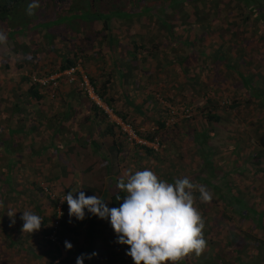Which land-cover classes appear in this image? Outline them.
Instances as JSON below:
<instances>
[{"label": "rangeland", "instance_id": "1", "mask_svg": "<svg viewBox=\"0 0 264 264\" xmlns=\"http://www.w3.org/2000/svg\"><path fill=\"white\" fill-rule=\"evenodd\" d=\"M107 1L109 2V7L113 4L117 5L119 9H123L131 5L132 9L137 11L140 9L141 12L133 14L127 19L124 16L132 12V9L130 11L119 10V12L121 11L120 15L123 17H111L109 28L107 32L103 31V37L100 36L102 34L101 30L98 34L96 32L101 26L100 21L88 23L87 21H82V16L78 14L77 17L81 19H68L66 25L61 27L63 32H65V36L62 39H59L58 36L52 39L53 48L51 52L47 50L41 39V31L43 30L32 32L29 34L28 43L34 48V45L30 42L32 37H34L40 45L33 49V53H29L31 56L28 57V60H25L22 68L16 67L14 70L1 72L0 83L9 80L10 77L17 78L23 70L26 71L29 68L36 71H45L55 60V53H66L68 48L72 50L77 47L83 48L87 57L84 59V65L80 63V67H84L87 73L92 76L106 71L111 73L109 93L113 97L112 103L118 109L126 111L128 119L135 125L134 129L143 130L144 127L155 125L154 119L156 117H162L165 120V126L162 128L163 142L162 145L158 144L161 149L156 156L148 155L141 149V154H137L136 151L135 159H133L134 151L129 148L127 150L129 156L124 151L122 155L125 167H122V170L124 172L133 169V162L135 161L136 164H141L140 170L150 169L160 179L169 183L175 181L173 179L187 177L189 172L194 170L199 164L187 134L195 128H203L199 109L196 105L201 104V98L204 100L207 96L214 99L211 102L218 103L214 109L224 117H227V120L221 121L223 124H219L213 130L210 137L211 142L208 141L210 144L219 145V153L225 155V158L222 159L227 160L228 166L226 168L237 166V162L234 163L231 158L233 153L230 150L231 145H238V155H243L251 149L264 148L261 142L264 132H259L256 127L257 118L263 117L262 112L259 113L254 107L253 101V103L245 101L244 85L235 76L233 70V67L243 69L244 72L248 71V69L251 71L256 69V73L264 75V48L260 51V60L255 61L252 57H248V55H251L252 46H246V51L243 50L242 56H237L233 47H228V39L224 54L226 55L227 63H235V65L232 68H226L223 67L221 62L214 61L211 63L208 61V56L213 48L218 45L221 36H229V32L226 30V22H222L220 19V17H223L222 15L229 16V14L225 15L226 10H220L221 2H218L219 11L218 15L215 16L212 9H216V6L210 7L208 0H196L195 2L192 0H183L181 2L180 0L178 5L170 3L169 0ZM205 11L208 13L203 15L202 13ZM195 12H200V19H195ZM232 17L229 16L230 19ZM163 18L171 22L170 26L163 27L161 25L160 19ZM186 20H189V23H186ZM204 20H208L207 27L222 26V29L211 30L206 33V28L201 29L200 27ZM202 30L206 35L204 41L210 38L205 42L204 46L205 55L208 52L209 55L205 56L202 54L200 56L196 52H190L189 46L181 42L176 46V49L171 48V44L178 43V41L173 42L172 36L183 40L188 36L200 33ZM87 38L88 40H86ZM149 38L155 43V48L151 46L144 61L137 54L136 61L127 70L125 66L130 62L124 52L128 41L133 39V41L137 42L143 39L148 40ZM108 39L111 40V45L108 43ZM175 54L185 57L182 63L178 64L174 60ZM15 57L14 61L16 62L18 58L17 56ZM250 61L253 63L250 64ZM15 62L12 64L15 65ZM117 68H120L122 73L120 76L116 72ZM69 84L65 81H57L56 85L51 82L50 88H48L49 98L43 103L42 111H45L48 115L53 113L64 114L67 109L65 100L68 98L66 93L70 90ZM4 95L6 98L9 97L8 90L4 91ZM51 95L53 96L51 97ZM191 97H194L192 102L188 101ZM233 98L238 99V105L230 110L228 108L223 109L222 104H224L225 100ZM4 101L6 100H3L0 106V132H4V121L9 118V112L5 108L6 102L4 103ZM70 101L68 117L60 122L61 127L58 128L57 133L54 132L56 131L54 127L49 125L47 117H44V119H39L40 117H38L36 119V112H30V118L27 120L28 122H24V125L26 128L30 127L27 125L32 123L31 127L33 125V128L29 130V133L23 130L26 131V134H21L17 138L20 141L21 154L17 160L20 162L15 166L17 172L14 175V182L15 188L19 189L23 194H16L15 199L7 197L3 205L0 203V228L4 229L0 231V255L3 257L10 252L15 255L22 253V225L24 223L21 219L22 211L31 210L35 213L34 207L39 202L42 203L41 211H44L45 208L46 210L50 209L47 196L40 190L36 191L29 181L35 178L42 191L50 195L52 193L59 195L54 182L44 176L47 173L52 175L55 171L60 173L58 153L61 147L67 145L69 139L75 135L74 133H77L78 138L75 145H83L84 147L88 144L87 142L84 143L83 140L89 135L94 140L103 138L97 137V131L101 126L98 123L90 122L91 111L85 98L72 92ZM104 105L106 104L104 103ZM107 108L109 107L107 106ZM108 111L110 114L108 116L109 120L120 119L111 110ZM13 123L18 126L16 121ZM239 131L244 134V138L241 141L237 135ZM115 132L118 135L116 139L120 140V137L123 136V130L120 129L121 133L117 130ZM49 141L52 145L49 144ZM126 145L133 144L130 142ZM42 146L47 147L45 151L47 157L43 154H40L39 157H32L33 155L29 154V158H26L25 155H27L26 152L28 150L41 149ZM60 154L61 158L68 154L66 157L69 161H74V159L69 158L70 151L67 149L63 148V150H60ZM260 158L264 159V156L261 155ZM222 159L219 162H222ZM69 161L66 159L62 162H68L69 164ZM87 163H89L88 169H95L93 162L88 161ZM102 171L103 173L105 172L104 169ZM102 171L101 169L95 170L96 173H102ZM135 171L137 170L135 169ZM263 171L264 169L252 173L247 170L245 176H242L236 175L235 171L232 170L228 177H232V181L236 182L238 188H230L228 195L230 193L238 194L242 190L244 198L246 197L245 199L249 201L247 196L253 189L252 181H249V177H254L253 184L256 185L254 190L260 191ZM193 183L197 186H205L212 193L213 203L205 204L203 201L202 205H199L198 203L202 201L200 194L194 195V206L203 220L202 235L206 241V246L200 254L190 253L185 264H230L231 237L235 233H237L238 237H242V234H244L243 237L245 236L246 221L239 216V213L224 206L222 198L216 192L213 193L209 185L197 181ZM249 197L251 198L250 195ZM60 209L61 211L63 210L61 203ZM7 210L16 212L15 216L9 217ZM10 235H14L13 238ZM8 238L13 239L18 246H14V249L7 247Z\"/></svg>", "mask_w": 264, "mask_h": 264}, {"label": "trees", "instance_id": "2", "mask_svg": "<svg viewBox=\"0 0 264 264\" xmlns=\"http://www.w3.org/2000/svg\"><path fill=\"white\" fill-rule=\"evenodd\" d=\"M131 1V0H128ZM183 0H181L182 2ZM190 1V0H189ZM195 2L196 0H192ZM37 3L38 7L32 10V14H28V5L31 3ZM170 3L174 5L180 4V0H169ZM218 2H221L220 10H226L225 15L229 14V16H233L231 19L229 16L220 17L222 22H226L227 26L226 30L229 32V36H221V39L216 47L213 48L210 55L204 52L205 42L208 39H205L206 35L204 31H200V33L192 36H188L183 40L179 39V37L172 36L173 42L171 44V48L176 49L181 43H186L189 46L190 52H196L200 56L204 54L208 56V61L211 63L214 61L223 63V67L229 68L233 64L227 63L228 61L226 55L224 54V48H227V40L228 47H233L237 56H242L243 50H245L246 46H252L251 55L248 57H252L255 61L260 60V51L264 48V0H208V4L210 7L216 6L214 10V15L218 14ZM109 2L107 0H0V34H2L5 39L0 41V73L3 71L14 70L16 67L22 68L25 60H28L29 53H33V49L40 44L36 41V38L32 37L30 41L33 44L34 48L31 47L30 43H28L29 34L32 32L35 33L39 30L41 31V39L43 40L44 45L47 50L52 51L53 44L52 39L57 37L62 39L64 37L65 32L61 29L63 25H66L68 19H78L79 15H81L82 21H87L90 23L91 21H100L101 26L96 30L97 34L101 30L100 36L103 37L104 32H107L109 28V21L111 17H123L121 16L119 10L130 11L131 5L125 7L123 9H119L117 5H113L111 7L108 6ZM209 9V8H208ZM207 9V10H208ZM119 12V13H118ZM140 9L137 11L132 9V12L126 14L124 18H129L133 14L140 13ZM208 12L205 11L202 14L206 15ZM195 19H200V12L194 13ZM230 19V20H228ZM161 25L163 27L170 26L171 22L166 19H160ZM189 23V20L185 21ZM208 20H204L201 23V29L206 28V33H209L211 30H219L222 29V26L210 27L208 26ZM88 26V24H87ZM189 28V25H188ZM230 30V31H229ZM218 32V31H215ZM204 33V34H203ZM220 33V32H219ZM223 35V34H219ZM169 38V36H168ZM178 38V39H177ZM88 40V38L86 39ZM200 40V41H199ZM111 40L108 39V43L111 45ZM149 42V43H147ZM212 42V40H211ZM127 44V42H126ZM154 42L149 38L148 40L143 39L140 41H133V39L128 41V44L125 46V54L128 56V61L130 62L126 65V69L129 70L131 64L136 61L137 54L141 57V60L144 61L147 55V52L150 51L151 46H154ZM251 44V45H250ZM109 45V46H110ZM220 46V47H219ZM155 48V46L153 47ZM66 53H55V60L49 65V67L45 71H36L32 70V68L23 70L17 78L10 77L9 80H6L4 83H0V106L1 102L4 101L6 104L5 108L9 112V118L4 121V132H0V203L3 205L6 202L7 197H11L15 199L16 194H23L19 189L15 188L14 175L17 172L15 166L18 164L17 161L20 156V141L17 140L19 135L29 133L31 128V124H28L26 127L24 122L29 120L30 112H36L35 117L39 119L47 117V121L51 127H54V130H58L61 127L60 122L63 119L68 117V113L70 112V97L71 93L75 92L77 95H80L85 98L86 102H88V108L91 111V116L89 117L90 122L98 123V125L102 124L99 130L97 131V137L102 138L106 137L108 134V138L113 135V131L116 129L120 132V128L118 123L114 120H109L107 113L97 105L93 100H91L84 91L80 87L77 86L76 80H67V75L62 74L61 72L69 67H73L76 63H82L84 65V59L86 56L85 50L81 47H77L72 50L71 48L67 49ZM203 52V53H202ZM15 56H17L18 61L15 60ZM81 58H80V57ZM175 61L178 64L182 63L185 57L175 54ZM204 56V59H205ZM83 59V60H82ZM82 61V62H81ZM15 62V65L12 63ZM253 63L250 61V64ZM260 64V63H258ZM83 68V71L87 74L88 79L93 85L94 91L98 95V97L110 108V110L117 115L122 121L128 123L131 127L135 128L128 119L127 113L125 110L118 109L113 103V97L109 93V84L111 82V73L106 71L104 73H97L96 76H92ZM248 69V68H247ZM246 69V70H247ZM235 76H237L238 80L244 85L246 95V102H254L255 108L262 112V118H257L256 127L259 132H264V75L262 73H256V69L251 71H243V69L233 67ZM116 72L120 76L122 73L120 68L116 69ZM255 72V73H254ZM59 73L54 78V83L65 81L69 84V91H67L66 95L68 98L65 100L67 109L64 114H51L48 115L45 111H42L43 103L47 101L49 98L48 88H50V84L52 80H47L46 83L42 84L37 81L35 78L37 77H47L50 74ZM73 74L78 76L79 73L75 69L73 70ZM253 77V78H252ZM262 83H258V82ZM18 89V90H16ZM8 90L9 97L6 98L4 95V91ZM53 95H51L52 97ZM150 96V95H148ZM196 97V96H195ZM149 98V97H148ZM213 98L206 97L204 100L201 98V104L196 105L199 109V113L201 116V126L203 128L193 129L188 132L187 136L190 140L191 145H193L195 156L199 161V164L194 170H191L187 175V178L190 179L191 182L197 181L201 182L205 185H209L210 189L218 194L224 203V206L233 209L235 212L239 213V216L242 219H246V213L248 209L253 208V199L249 198L247 201L244 196L242 190L237 194H229L230 188L235 189L238 188L236 182L232 181V177L229 178V174L232 170L235 171L236 175L245 176L247 170L256 173L257 171H262L264 166L262 165L263 158H260L261 155L264 156V148L259 149H251L248 150L243 155H238V145H231L230 150L232 153L231 158L233 162H237V166L226 168L227 160H223L225 155H221L219 153V145H213L208 143L210 141V137L219 124H223L224 120H227V117H224L218 111L214 109V107L218 104L216 102H211ZM46 100V101H45ZM194 97H191L188 101L192 102ZM214 100V99H213ZM252 102V103H253ZM238 105V99H226L224 104H222L223 109L228 108L229 110L236 107ZM41 113V114H40ZM155 125H151L150 127H144L143 130L135 129V132L138 136L145 138L147 140H152L156 138L158 140V144L162 145V128L165 126V120L162 117H156L154 119ZM16 121L18 126H16L13 122ZM222 121V122H221ZM28 122V121H27ZM56 126V127H55ZM26 130V131H23ZM52 129V131H54ZM257 130V131H258ZM24 132V133H23ZM215 132V131H214ZM121 133V132H120ZM73 137L69 139L67 145H75L78 138L77 133H74ZM17 135V136H16ZM111 135V136H110ZM122 141L125 143L128 141L125 135L122 133ZM238 138L243 140L244 134L242 131L237 133ZM261 135V134H260ZM259 135V136H260ZM120 139V141H121ZM115 140L112 142L114 143ZM83 142H87L88 145H106L101 144L100 141L96 139H92L91 136H87ZM111 142V143H112ZM211 142V141H210ZM261 142L264 145V135L261 137ZM49 144L52 145L49 141ZM142 149L146 154L151 156H156L161 147H157L153 149L150 146H146L144 144L134 143ZM109 145L110 142H109ZM43 148V149H42ZM41 149H33L28 150L26 153V158H29V154H32V157H39L40 154L47 156L45 153L47 147L42 146ZM65 156H68L65 155ZM227 156V155H226ZM67 158V157H66ZM72 158V155L69 157ZM227 158V157H226ZM222 159V162L219 160ZM69 161V159L67 158ZM261 161V162H260ZM101 162V161H100ZM69 163H73V161H69ZM261 166V168H259ZM60 173L64 171L63 167H61ZM237 168V169H236ZM244 174V175H243ZM252 177H250L251 179ZM175 181H172L174 183ZM30 185L37 191L40 190L45 196H47L48 204L50 206V214L47 216L48 225L46 231L44 232L46 238L47 235L51 231V224L55 217V207L58 202V194L50 195L41 190V187L38 185V181L34 178L29 181ZM196 183V182H195ZM109 189V207H119L120 203L123 202V197L126 195L124 191H121L118 187L117 183L108 184ZM247 187V186H246ZM60 193V192H58ZM194 195H199V191L196 190L193 193ZM119 195L121 200H117L116 196ZM211 201L204 203H213ZM202 201L198 204L202 205ZM61 206L62 201H61ZM63 211V210H62ZM63 213L61 212V217L58 225L62 220ZM58 227V226H57ZM50 240L49 238H47ZM57 240V233H56Z\"/></svg>", "mask_w": 264, "mask_h": 264}, {"label": "crops", "instance_id": "3", "mask_svg": "<svg viewBox=\"0 0 264 264\" xmlns=\"http://www.w3.org/2000/svg\"><path fill=\"white\" fill-rule=\"evenodd\" d=\"M115 131H113L112 136L110 135V138L106 134V137L97 140L106 145H86L85 147L83 145H64L61 147L60 150L65 148L70 151V156L72 155L74 159L73 163H63L62 161L67 158L66 156L61 158L59 150V168L63 167L64 171L62 173L55 171L52 175L48 173L45 176L43 175L54 182L57 191L60 192L58 195L60 198L71 190L74 191V196L79 191H83L86 196L97 195L104 199L109 207L108 194L110 187L108 184L119 182L126 173L122 170L125 168L124 158L122 157L123 151L127 154V150L132 148L134 151L133 159H135L136 151L137 154H141L140 147L126 145L130 141L125 143L122 139L121 141L116 139L118 135ZM54 132L57 133L58 130ZM113 140H115L114 143ZM109 142L111 145H109ZM127 156L129 155L127 154ZM84 158L86 159L84 160ZM88 161L95 164V169H88ZM262 161V165H264V159ZM133 164L134 167L130 169L131 172L134 173L135 169L140 170V163L136 164L134 161ZM96 169H101V171L104 169L105 172L96 173ZM75 170L79 171V174ZM249 181H252L253 188L249 195L254 204L253 208L248 209L246 213L245 236L243 237L244 234H242V237H238L235 233L231 237L230 264H264V171L261 175L260 191L254 190L256 187L253 184L254 177L251 179L249 177ZM62 205L63 217L57 227L56 241L48 240L44 234L49 222L46 217L49 216L51 210L45 208L44 211H41L42 203L39 202L34 209L35 214L43 218L40 230L31 234L23 232L22 253L15 255L10 252L5 254L4 257L0 255V264H76V258L82 253L85 254L83 264L131 263L132 258L126 254L129 246L117 242V234L113 231L108 218H99L85 210V218L77 220L75 217H69L67 202L63 201ZM1 230L2 228H0ZM10 236L13 238L14 235ZM65 241L71 243V249L65 248ZM14 246L18 245L13 239L8 238L7 247L13 248ZM93 253L95 255H92ZM88 256H91V258H87ZM187 257H189V254L177 261L176 264H185ZM166 264H171V262H166Z\"/></svg>", "mask_w": 264, "mask_h": 264}, {"label": "clouds", "instance_id": "4", "mask_svg": "<svg viewBox=\"0 0 264 264\" xmlns=\"http://www.w3.org/2000/svg\"><path fill=\"white\" fill-rule=\"evenodd\" d=\"M36 7L35 2L29 4L28 14ZM4 39L0 34V41ZM118 187L126 193L119 207L109 208L104 199L97 195L86 196L83 191L74 196L71 190L60 199L67 202L70 218L83 220L85 210L99 218H108L117 234V242L129 246L126 254L134 264H176L186 255L200 254L204 250L203 220L194 206L193 193L198 190L203 201H211L212 193L205 186H197L187 177L169 183L152 170L143 169L126 172ZM116 199L119 201L121 197L117 195ZM15 213L7 210L9 217H14ZM21 219L24 221L22 232L31 234L40 230L43 218L25 210ZM64 246L72 248L68 241ZM84 258L82 253L76 258V264H83Z\"/></svg>", "mask_w": 264, "mask_h": 264}, {"label": "built area", "instance_id": "5", "mask_svg": "<svg viewBox=\"0 0 264 264\" xmlns=\"http://www.w3.org/2000/svg\"><path fill=\"white\" fill-rule=\"evenodd\" d=\"M75 69L79 73L78 76H75L73 74V70H75ZM61 73L67 75L66 78L68 81L76 80L77 86L80 87L82 89V91H84L86 93V95L91 100H93L97 105H99L107 113L108 116H110L109 111H108V110H110V108H107V106L104 105L103 101L98 97V95L94 91L93 85L91 84L90 80L88 79L87 74L83 71L82 67H80L79 63H76L73 67H69V68L64 69ZM58 74L59 73L50 74L47 77L41 76V77H37L35 79L42 84L46 83L48 79L50 81L52 80V83H54V78ZM114 121L116 123H118L119 128L123 130L122 133H124V135L126 136L128 141L134 142V143H139V144H144L146 146L152 147L153 149H156L158 147V140L156 138H154L152 140H147L145 138H142L141 136H138L136 134L135 129L133 127H131L128 123H126L120 119L119 120L114 119ZM123 122L125 123V125H123L124 124ZM60 203H61V199H60V197H58V202H57L56 207H55V213L56 214H55V217H54L52 224H51V231L47 235V238H49L52 241H56L57 226H58V223H59V220L61 217V212H62L60 209ZM130 264H134L133 260H131Z\"/></svg>", "mask_w": 264, "mask_h": 264}]
</instances>
